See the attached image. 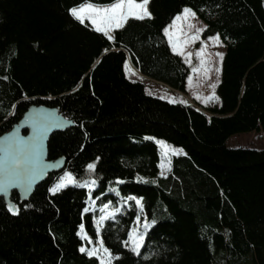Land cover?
Segmentation results:
<instances>
[{"label": "trees", "instance_id": "obj_1", "mask_svg": "<svg viewBox=\"0 0 264 264\" xmlns=\"http://www.w3.org/2000/svg\"><path fill=\"white\" fill-rule=\"evenodd\" d=\"M115 2L0 0V136L32 106L74 122L48 141L66 168L26 201L12 193L15 212L0 198V264H99L79 249L106 204L119 209L98 233L111 264H264V151L226 146L264 129L263 0H149L151 16L129 18L111 41L70 12ZM185 7L224 46L209 109L150 96L126 74L129 64L186 94L190 70L163 32ZM157 140L180 153L166 175ZM65 172L74 183L49 192ZM137 222L148 224L140 254L128 242Z\"/></svg>", "mask_w": 264, "mask_h": 264}, {"label": "snow or ice", "instance_id": "obj_2", "mask_svg": "<svg viewBox=\"0 0 264 264\" xmlns=\"http://www.w3.org/2000/svg\"><path fill=\"white\" fill-rule=\"evenodd\" d=\"M148 4L149 0H116L115 3H112L103 10L96 8L92 4H81L79 9L72 7L70 12L72 16L82 24L85 19L89 20L94 26L95 32L102 33L108 40H112V30L123 28L129 17L140 20H143L145 17H150L151 13L147 8ZM191 11L190 8L185 7L183 9L184 15H177L169 26L163 28V32L165 36H167L168 43L171 45L173 52L180 51L181 44L174 39L176 33L170 31V28H176L177 31H179L177 22L187 20L188 14L191 13ZM197 31H202V29H198ZM198 38V36H195L192 39ZM209 39L216 40L217 43L220 42L218 36H210ZM216 55L222 59L224 53L219 52L216 53ZM201 63L203 65L205 62L202 60ZM125 67L127 68V64H125ZM193 71H196V69H193ZM208 71L209 69H205L206 73ZM216 71L218 72L219 68H217ZM188 79L191 80V77L189 76ZM210 86L215 88V84ZM197 99H200V97H197ZM24 123L31 126L32 131L29 136H21L19 131L16 130L4 137V142L0 144V194L5 197H7L10 190L14 188H18L24 193L31 192L34 185L46 176L48 169L57 167L56 164H50L45 160V141L54 130H62L66 127V123L71 124L74 122H65L63 119H57L52 114L41 112L38 115L26 117ZM147 139L153 138L148 137ZM156 143L164 145V141L162 140H157ZM172 153L177 155L180 154L178 150L165 145V157L167 158ZM160 166H164L163 162ZM87 167L88 169H93L94 165L89 163ZM161 175H163V173H161ZM73 183L72 173L65 172L63 176L60 177L59 181L55 183L53 187H50L48 191L56 193ZM128 199L134 200L137 205H141V200L137 199L135 196H129ZM104 207L107 208L108 205L106 204ZM8 209L9 211H16L14 205L11 203L8 204ZM88 211V208H84V212ZM115 211H119V209ZM104 219V216L100 217L101 221ZM136 219L139 220L140 217L137 216ZM151 223L155 224L156 221L152 220ZM147 227L148 224L145 223V228ZM80 229H84L83 224L80 225ZM96 231L99 233V227H97ZM128 236L132 242L131 251L140 254V248L144 239L143 234L133 235L132 232H129ZM88 240L91 242L90 237ZM101 249L103 253H109V249L104 246L103 242L100 243L99 249L92 248L89 250L81 246L79 250L82 253L87 252L89 257H95ZM100 264H111V256L109 255L107 259L101 257Z\"/></svg>", "mask_w": 264, "mask_h": 264}, {"label": "rangeland", "instance_id": "obj_3", "mask_svg": "<svg viewBox=\"0 0 264 264\" xmlns=\"http://www.w3.org/2000/svg\"><path fill=\"white\" fill-rule=\"evenodd\" d=\"M110 5L93 6L103 10ZM79 8L80 6L78 7V9ZM181 15H184V13L182 12ZM85 21L91 24L89 20L85 19ZM177 25L179 27V31H177L176 28H170V31L176 33V35L174 36L175 40L179 41L181 44V50L174 53L182 58L183 62L190 70L189 76L191 77V80L187 79L186 94H179L161 84L142 78L139 73L135 72L129 64L126 68L127 77L132 81H141L146 87L147 94L160 100L169 103H184L195 105L203 109L216 107L218 106V99L215 92L219 81L220 67L222 62V59L218 57L216 53H224V46L221 42L217 43L216 40H212L209 38L204 39L202 37L205 25L200 20H198L192 12L188 14L187 20L178 21ZM198 29H202V31L198 32ZM195 36H198L199 38L192 39ZM202 60L205 62L203 65L201 63ZM217 68H219L218 72L216 71ZM193 69H196V71H193ZM205 69H209V71L206 73ZM212 84H215V88L210 86ZM197 97H200V99H197ZM226 146L231 149L244 148L264 151V129L254 133L234 135L226 142ZM160 147L161 163L163 162L164 164V166L161 167V173H163V175H166L170 170L171 158L176 154L172 153L166 158L164 155L165 145L160 144ZM86 188L89 189L88 186H86ZM90 209L95 211L94 207H90ZM116 209V207H110L109 205L107 208H105L104 205L100 208H97V212H99L101 216H104L105 219L103 221H101L100 218L96 220V228L99 227V229H101L104 221L114 217V215L118 212L115 211ZM144 229L145 222H137L132 233L133 235L143 234ZM128 242L129 248L131 249L132 242L130 239ZM100 243L101 239L97 233L96 239L91 240V242H89V240H86V244L84 247L89 250H91L92 248L99 249ZM109 255L111 256L112 262L113 256L110 253H103L102 249L95 257L98 259V262L100 264L101 257L107 259Z\"/></svg>", "mask_w": 264, "mask_h": 264}, {"label": "water", "instance_id": "obj_4", "mask_svg": "<svg viewBox=\"0 0 264 264\" xmlns=\"http://www.w3.org/2000/svg\"><path fill=\"white\" fill-rule=\"evenodd\" d=\"M41 112L43 113H48V114H52L53 116H55L57 119H63L65 122L67 121H71L69 119H67L61 112L60 109L58 108H50V107H46V106H32L30 107L27 112L24 114L23 118L18 122V124H16L8 133L0 136V144H2L4 142V137L8 136L11 132L18 130L21 136L27 137L31 134V126L29 124L24 123V120L26 117L28 116H32V115H38ZM74 126L73 123L71 124H67L66 123V127L62 130H54L52 133L49 134L48 139L45 141V160L50 163V164H56L57 167L56 168H50L47 170V174L46 176L38 181L34 187L33 190L31 192L28 193H24L22 192L20 189L18 188H14L12 190H10L9 194L7 195V197H5L4 195L0 194V198H2L7 205L10 203V197L12 193H17L20 197L21 201H26L28 200L32 194L34 193L35 189L42 183H44L47 179V177L50 174H55V173H59L62 172L65 168H66V161L64 158H59L57 160H49L48 158V141L49 138L54 134V133H62L64 131H66L69 128H72Z\"/></svg>", "mask_w": 264, "mask_h": 264}, {"label": "crops", "instance_id": "obj_5", "mask_svg": "<svg viewBox=\"0 0 264 264\" xmlns=\"http://www.w3.org/2000/svg\"><path fill=\"white\" fill-rule=\"evenodd\" d=\"M131 18H134V17H131ZM148 17H145L144 19H147ZM93 27V26H92ZM114 30H116V29H113L112 30V32H111V34H112V36H113V31ZM164 36H165V34H164ZM165 38H166V40H167V42H168V38H167V36H165ZM174 39H175V37H174ZM110 41V40H109ZM169 44V43H168ZM169 47H170V44H169ZM171 48V47H170ZM174 53V52H173ZM132 75V74H131Z\"/></svg>", "mask_w": 264, "mask_h": 264}]
</instances>
